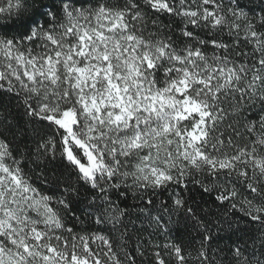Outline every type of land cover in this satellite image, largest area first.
<instances>
[{"label": "snow or ice", "instance_id": "snow-or-ice-1", "mask_svg": "<svg viewBox=\"0 0 264 264\" xmlns=\"http://www.w3.org/2000/svg\"><path fill=\"white\" fill-rule=\"evenodd\" d=\"M249 2L0 0V93L26 125L0 95V264H264V0ZM189 183L215 212L175 191ZM236 211L261 231L220 248Z\"/></svg>", "mask_w": 264, "mask_h": 264}, {"label": "trees", "instance_id": "trees-1", "mask_svg": "<svg viewBox=\"0 0 264 264\" xmlns=\"http://www.w3.org/2000/svg\"><path fill=\"white\" fill-rule=\"evenodd\" d=\"M241 3L247 5L248 7L252 6L249 0H241ZM161 19L164 24H167L169 26L168 28L169 33L174 34V37H180L181 35L180 28L182 26L179 25L178 18L175 21L168 17H161ZM197 31L199 32L202 38H205V32L207 30H204V31L197 30ZM223 39L225 41H228L230 37H228L227 34H225L223 36ZM239 46L243 47L245 51H250V46H246L243 40L240 41ZM207 51L209 52V54H211V45L207 47ZM236 59L239 62L241 57H236ZM0 95L4 96L5 105L9 107L11 111L10 120L13 123L19 120L22 127L26 126L24 124L23 119H21V116L19 115V113H21L22 110L16 106V102L14 100H11V98L7 97L5 94L0 93ZM226 123L227 121L225 122V124ZM0 131H3V128H0ZM221 131L224 132L223 138H226L230 134V130L227 129L226 127L221 128ZM22 138H23L22 136H17L14 143L18 144ZM9 139L10 140L12 139L11 135H9ZM245 143H247V141L244 140L243 137L241 138L234 137V145L242 147ZM226 150L231 152L234 150V148L226 146ZM30 179H31V182L35 186L41 188V190L44 191L45 194L49 193V189L51 187L50 185H43L41 181L35 178V176H31ZM175 191L179 192L185 198V200L190 204L191 207H193L194 209L198 208L200 210L198 214L201 215L202 217H203V210L205 209L211 208L214 212L216 211V205L212 203V196L209 195L208 193H203L199 189L198 185L189 183L187 191L183 190L182 188H176ZM170 195H171V192H166L160 197V199L169 200ZM129 203H132V202L129 201ZM219 214L220 213H217V216H219ZM230 219H234L236 223L234 224L232 229H227L225 226V230L219 231L217 243L220 248H224L225 245L231 244L233 241H237V240H239V242L241 243H244L246 241L250 243V241H248V237L256 236L261 231L260 226L257 223L251 222L247 217L243 215V213L239 211L234 212L233 216L230 217ZM68 223H69V226H71L72 221L69 220ZM99 227L100 226L95 225V224H82V225H77V230H80L81 228L83 229L91 228L92 230H96ZM171 227L173 230V235L177 236L180 240H182L184 242V245L189 250L192 251V255L195 256V251L193 250V248L198 247L199 240L194 239L197 236V234L194 231L186 228L183 213L173 216V224L171 225ZM237 227L239 229L238 231H236ZM81 234L86 235L88 233L81 232ZM145 236H147L146 233H145ZM154 239H156L158 242L163 241V237H154ZM146 242L147 240H145V243ZM132 243L134 244L135 240H133ZM189 264H195V261H190Z\"/></svg>", "mask_w": 264, "mask_h": 264}, {"label": "rangeland", "instance_id": "rangeland-1", "mask_svg": "<svg viewBox=\"0 0 264 264\" xmlns=\"http://www.w3.org/2000/svg\"><path fill=\"white\" fill-rule=\"evenodd\" d=\"M65 236H67V233L64 234ZM99 242L97 241L96 244H98ZM96 244H92V247H96Z\"/></svg>", "mask_w": 264, "mask_h": 264}]
</instances>
